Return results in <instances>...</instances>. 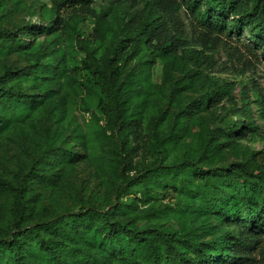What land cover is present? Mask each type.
<instances>
[{"label":"rangeland","instance_id":"374dc122","mask_svg":"<svg viewBox=\"0 0 264 264\" xmlns=\"http://www.w3.org/2000/svg\"><path fill=\"white\" fill-rule=\"evenodd\" d=\"M90 9L92 13L66 8L57 14L52 0H0V32L17 34L24 45L8 54L0 52V84L19 88L32 98L30 108L19 105L12 123L0 128V180L20 191L27 185L21 200L29 225L88 208L110 212L121 204L123 220L137 228L145 223L176 227L184 219L179 214L184 206L200 210L196 200L162 193L151 184L145 197L137 187L128 195L117 189L159 161L173 164L194 156L199 146L194 120L219 129L221 118L235 119L231 104L222 101L212 114L195 109L193 101L202 91L183 81L186 69L171 56L152 57L137 47L112 75L123 99L116 129L109 131L99 105L106 101L104 78L85 69L82 61L84 51H93L96 59L104 53L111 57L115 44L129 38L123 30L127 6L114 8L93 0ZM179 19L186 41L197 43L198 33L183 12ZM242 38L248 42L247 36ZM192 47L210 54L206 46ZM243 51L242 44L227 41L204 68L212 78L238 83L233 91L237 107L241 84L251 102L255 87L264 101V62ZM250 111L244 125L252 120L257 132H246L237 140V149L221 141L212 168L242 163L251 152H264L262 111L254 102ZM51 149L71 152L75 159L61 163L49 154ZM24 175L28 177L19 185ZM42 176L51 181H42ZM13 202L0 191V240L13 230ZM194 224L202 242L213 241L215 230L222 228L214 215L199 217ZM256 264H264V258L258 257Z\"/></svg>","mask_w":264,"mask_h":264},{"label":"trees","instance_id":"16d2710c","mask_svg":"<svg viewBox=\"0 0 264 264\" xmlns=\"http://www.w3.org/2000/svg\"><path fill=\"white\" fill-rule=\"evenodd\" d=\"M92 1L52 0L57 14L66 8L92 13ZM102 1L114 8L127 6L123 30L129 35L127 40L115 44L111 57L104 53L96 59L93 51H84V68L101 75L105 81L102 87L106 101L99 105L109 131L116 129L123 99L112 75L137 47L152 57L171 56L186 69L183 81L195 84L202 91L193 101L195 109L212 114L222 101L231 104L235 119L221 118L219 129H209L194 120L199 142L194 156L182 157L173 164L159 161L117 189L118 194L128 195L137 187L139 195L145 197L144 190L151 184L162 189V193L184 194L196 200L200 210L184 206L179 211L184 219L176 227L145 223L137 228L123 220L125 210L120 208L121 204L110 212L88 208L43 224L29 225L21 200L28 191L27 185L20 191L0 180V191L11 200L14 198L13 230L7 239L0 240V264H256L258 257L264 258V152H251L245 162L225 168H212V163L222 147L221 141L237 149V140L245 138L246 132H257L252 120L248 126L244 125V118L250 117V104L254 102L264 119L263 96L255 87L251 102L246 85L241 84V104L237 107L233 91L238 83L212 78L204 68L227 41L242 44L243 53L264 62V0ZM181 12L198 33L194 45L184 36ZM242 36H247L248 42ZM23 46L17 34L0 32V52L8 54ZM192 46H206L210 54L205 55ZM43 73L44 68L37 74ZM31 104V96L1 83L0 128L12 123L19 105L30 108ZM49 154L61 163L75 159L73 153L59 149H51ZM27 177L24 175L19 185ZM50 178L41 179L51 181ZM205 215L217 217L222 227L215 230L210 242H202L194 224Z\"/></svg>","mask_w":264,"mask_h":264}]
</instances>
